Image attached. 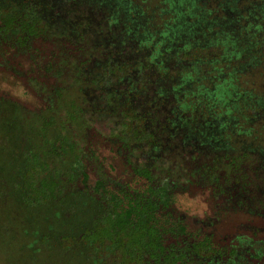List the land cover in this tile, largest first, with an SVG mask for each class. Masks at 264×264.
Returning <instances> with one entry per match:
<instances>
[{"label": "trees", "instance_id": "trees-1", "mask_svg": "<svg viewBox=\"0 0 264 264\" xmlns=\"http://www.w3.org/2000/svg\"><path fill=\"white\" fill-rule=\"evenodd\" d=\"M121 1L0 0V72L25 79L43 103L26 111L1 97L0 120L24 128L29 152L50 157L37 154L11 181L37 174L35 200L49 189L50 209L59 188L61 210L77 214L62 219L70 232L61 238L75 240L62 247L92 264H264V19L192 34L176 0H138L140 12ZM202 1L208 16L230 17ZM90 132L114 143L145 187L112 180L118 190L64 193L87 160L105 168ZM50 165L56 174L42 179ZM99 177L104 188L108 175ZM188 191L212 200L200 229L175 216ZM231 212L248 221L228 246L213 230Z\"/></svg>", "mask_w": 264, "mask_h": 264}, {"label": "rangeland", "instance_id": "rangeland-1", "mask_svg": "<svg viewBox=\"0 0 264 264\" xmlns=\"http://www.w3.org/2000/svg\"><path fill=\"white\" fill-rule=\"evenodd\" d=\"M111 1L117 3L119 0ZM176 1L177 5L180 6L182 10L188 12V16L185 17L190 22L189 24L194 25V28L190 30L192 34H199L204 28V25L214 26L218 31L229 30V32L237 33L241 21H243L242 24L244 23L243 25H245L252 22L263 23L264 19V0H217L218 3L224 6V10L227 14L230 15L228 18L222 17L220 13L208 16L206 12L208 5H205L202 0ZM213 1L216 0H210V3L212 4ZM121 3H125L124 6L127 5L130 8L134 7L136 9L135 11L138 12L139 7L137 3L141 2L138 0H122ZM119 9L122 11L121 17L123 18V6ZM147 12L146 10V13ZM124 15L126 16V14ZM235 18H240L239 22L234 21ZM190 32L186 31V36L190 35ZM87 49L88 47H86V50ZM99 50L100 49H98V51ZM102 55L103 54L98 53V56L102 57ZM1 70L3 72H0V98L4 97L8 100L19 101L25 105L26 108L24 109L26 111L27 107L33 110L43 107L41 99L31 91V86L26 83L25 79H15L11 74L7 75V73H5L6 71L3 69ZM5 109L3 110V116L7 115ZM27 137L28 133H26L21 126L16 125V123H14L13 126L10 122L0 120V191L3 192L2 195L5 197V192L6 189L8 190V187L19 186L24 188L27 196L25 204H20V198L13 192L10 193L12 198H10L9 201L5 200V202H0V264H92L78 253H66L70 249L62 247V245H75V240L66 237L61 238L63 235L65 236L70 232L65 230L64 227L67 225L62 224V219L70 217L71 214L72 217L76 218L77 214L71 213L73 208L61 210L62 201L59 198V188L56 187L57 189L54 192L55 195H58L57 198L54 197L52 199V202L57 206V215H54L55 212L50 209V206L46 207L47 201L45 202L46 208L44 210L42 209V211H40L41 209L39 208L40 212H38L36 209H32L33 207L38 208L37 205H34L38 203V201L35 200V190L37 188L42 189L41 186H37L36 179L39 177L37 174H31L34 178H30L29 183H20L19 180L11 181L10 178L14 175L16 170L20 173L30 162L34 164L37 154H40V160H42L43 163L50 158H46L43 155L44 151L48 150V148L44 149L41 147L35 149V151L29 152L30 150L28 149L30 148H28V146L30 144H28V140H26ZM20 140H22V142ZM56 146L57 149L60 150L59 142ZM88 146H90L91 151L95 154L99 163H102L105 168H98L96 164L87 160L79 180L70 182L66 179L64 183V193L68 191L71 192L72 190L81 191V189L95 193L98 187L101 189V192H103L105 188H107V191L118 190L115 189L114 181L112 180H116L120 184H128L131 189L145 187L143 185L145 179L142 180L137 175L134 176L132 174L131 167L125 165L120 157L121 155L116 151V145L114 143L105 141V139L99 135L97 136L90 132ZM14 157L16 161H13ZM48 163H50V161ZM48 168L47 171L44 170V175L42 169V176H40L42 179L46 176L49 179L52 174H56L55 166L50 165ZM99 169L103 170L100 174L107 173L108 175L107 183L104 182V188L100 187V182L102 181L99 177ZM35 180L36 182H34ZM28 191L33 192L32 200L31 197H28ZM197 192L199 191H188L187 193L180 194L177 198L178 202L175 204L178 210L175 216L181 215V217H184L181 218V220L184 225H187L189 230H191L193 226L194 228L200 229V225H198L199 219L211 213L213 209V206L211 208L212 200H209V198L207 199V196L203 195V193ZM40 195H47L48 198L51 197V192L49 189L44 188V190H41ZM16 209L20 212V215L15 213ZM61 213H63V217ZM247 221L248 217L239 212H231L229 215L223 216V219L219 221L216 228L213 230L216 241L229 246L232 238L227 236L236 231V224L239 225ZM260 221L261 222L256 224V226L264 229V221ZM61 225L64 229L59 228ZM56 227L61 231L59 230L58 232ZM202 230L207 232L212 231L210 228Z\"/></svg>", "mask_w": 264, "mask_h": 264}, {"label": "flooded vegetation", "instance_id": "flooded-vegetation-1", "mask_svg": "<svg viewBox=\"0 0 264 264\" xmlns=\"http://www.w3.org/2000/svg\"><path fill=\"white\" fill-rule=\"evenodd\" d=\"M12 192L15 193L17 197L20 198L19 199V203L20 204H23V203L25 204V199L27 198L26 192H25L23 187H19V186H17V187H8V190L6 189V192H5V194H6L5 197H4V195H2L3 192L0 191V202H3V201L5 202V200L9 201V199L12 198V196H10V193H12ZM82 193H83V191H82ZM31 199H33V198L31 197ZM37 201H38V203H36V205H37L38 208H36V207L34 208L33 207L32 209H36L38 212H40V211H42V209L43 210L45 209L44 196H40V199L37 198ZM51 205H52V210L55 212L54 215H57V212H56L57 206H56V204L54 202H52ZM39 208L41 209L40 211H39ZM15 213L17 215H20V212H18L17 209H16Z\"/></svg>", "mask_w": 264, "mask_h": 264}]
</instances>
